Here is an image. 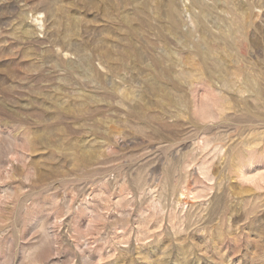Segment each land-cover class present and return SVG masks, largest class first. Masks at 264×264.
<instances>
[{
	"label": "rangeland",
	"instance_id": "1",
	"mask_svg": "<svg viewBox=\"0 0 264 264\" xmlns=\"http://www.w3.org/2000/svg\"><path fill=\"white\" fill-rule=\"evenodd\" d=\"M202 1L174 34L169 0H0V264H264V0Z\"/></svg>",
	"mask_w": 264,
	"mask_h": 264
},
{
	"label": "bare ground",
	"instance_id": "2",
	"mask_svg": "<svg viewBox=\"0 0 264 264\" xmlns=\"http://www.w3.org/2000/svg\"><path fill=\"white\" fill-rule=\"evenodd\" d=\"M191 3L192 4L196 3V4L203 5V6L205 5L202 0H191ZM175 4H176L175 0H169V2H168V6L169 7H168V11H166V14H167V17H169V20H170V23H169L170 30H172V32L174 34H177V33H181L180 32L181 20H180V18L178 17V15L175 12ZM204 8L206 9L205 6H204ZM202 13L204 14L202 16H204L205 19L204 20L203 19L202 20H198L199 21L198 24L195 25V31H199L202 35L200 36V39H198V42H195V46L199 47L202 44L203 45L206 44L207 48L209 49V48H211V45L213 43H218L219 44L220 42H218L219 40L217 41L216 39H214L213 42L210 40L209 29H208V26H207V23H206L207 20H209L210 13L208 12V10H202ZM183 33H185V36H187V37H185V39H189L190 38V34H192L193 31L190 28L188 30H185ZM222 38H223V41H225V37H222ZM163 40L165 41V38H163ZM212 40H213V38H212Z\"/></svg>",
	"mask_w": 264,
	"mask_h": 264
}]
</instances>
